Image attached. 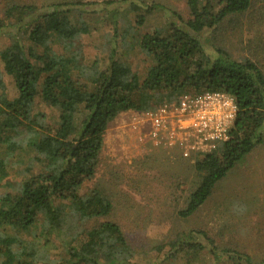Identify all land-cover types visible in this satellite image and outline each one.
<instances>
[{"label": "trees", "instance_id": "1", "mask_svg": "<svg viewBox=\"0 0 264 264\" xmlns=\"http://www.w3.org/2000/svg\"><path fill=\"white\" fill-rule=\"evenodd\" d=\"M122 4L126 8L117 10ZM186 7V17L142 0H11L0 7V185L8 187L0 194V264H174L178 256L186 264L201 256L209 264H264V259L217 246L202 229H186L138 250L109 218L115 194L92 182L109 165L102 156L104 133L120 113L153 109L184 95L228 94L236 112L226 139L213 149L174 155L170 173H180L174 182L185 194L176 203L177 218L193 214L216 184L263 143V63L235 58L220 43L218 30L223 22L253 16L250 26L263 23L264 0H186ZM155 10L168 19L140 33ZM101 12V20L111 26L110 45L103 59L85 60L77 40L89 33L86 17ZM128 50L142 56L135 70L124 59ZM36 102L56 110L53 122L34 109ZM24 147L33 155L16 167L9 159ZM156 148V154L144 155L129 170L140 175L141 169L155 167L167 156L166 148ZM108 179L114 188L119 183L118 175ZM50 250L61 254L52 257Z\"/></svg>", "mask_w": 264, "mask_h": 264}, {"label": "rangeland", "instance_id": "2", "mask_svg": "<svg viewBox=\"0 0 264 264\" xmlns=\"http://www.w3.org/2000/svg\"><path fill=\"white\" fill-rule=\"evenodd\" d=\"M10 1L0 0V7ZM33 1L42 4L64 0ZM142 1L146 4L153 2L164 5L183 17L188 14L186 0ZM93 7L94 5L90 6L91 9ZM259 7L260 5L252 6L255 10ZM125 8V4L117 6L119 11ZM103 14L101 12L86 17L89 33L77 40L85 60L103 59L107 53L110 44L107 42L106 35L111 32V26L106 21H102ZM164 15L161 10H155L151 15H147L145 22L139 28L140 33L151 30L159 21L162 23L163 20H167V16ZM253 18L254 16L251 19ZM250 20L244 22L243 18V22L242 20L236 23L223 22L218 30V38L235 58L248 56L263 63L264 66V22L257 26H250ZM204 36H208V33H204ZM124 46L128 48V44ZM54 49L57 53L62 52L59 44H55ZM124 59L129 61L132 69L135 70L140 66L142 56L137 55L136 50H128ZM4 82L9 83L11 89L9 77H4ZM34 109L44 111L45 120L49 123L56 118V110L40 102L35 103ZM128 111V115H131V112L135 110ZM126 113L127 111L120 113L114 125L104 133L102 156L109 165L104 167L103 171L101 169L92 182H100L104 188L115 194L114 209L109 218L122 226L131 245L138 250H144L153 245L155 241L164 237L171 238L180 231L202 229L214 239L219 247L237 249L249 254L254 260L264 259V141L245 155L240 164L216 184L212 194L193 214L183 219L177 218L175 210L179 204L176 206V203H181L185 194L176 189L179 186H176L174 182V180H180V173L174 176L170 172L175 169V157L181 155L180 151V155L174 150L165 151L167 156L160 157V162L155 167L148 170L140 168L143 174L139 175L134 170H129V164L136 163L148 153L156 154L157 148L138 146L134 142L128 122H125ZM32 155L33 151L24 147L16 150L9 160L16 163V167H22ZM37 169L36 166L32 172H36ZM114 174L119 176V183L115 188L108 182L110 175ZM9 175L12 178L17 177L16 172L11 171ZM127 178H130L131 182H126ZM7 190V185L2 183L0 194ZM86 226H89V223ZM48 254L56 257L61 252L50 250ZM208 262L206 257L201 256L195 264H209ZM174 264H186L185 259L178 256Z\"/></svg>", "mask_w": 264, "mask_h": 264}, {"label": "built area", "instance_id": "3", "mask_svg": "<svg viewBox=\"0 0 264 264\" xmlns=\"http://www.w3.org/2000/svg\"><path fill=\"white\" fill-rule=\"evenodd\" d=\"M236 106L228 94L204 92L181 96L177 101L163 102L156 108L133 111L129 127L142 129L139 141L145 137L155 147L176 148L182 155L207 152L217 142L226 139Z\"/></svg>", "mask_w": 264, "mask_h": 264}, {"label": "crops", "instance_id": "4", "mask_svg": "<svg viewBox=\"0 0 264 264\" xmlns=\"http://www.w3.org/2000/svg\"><path fill=\"white\" fill-rule=\"evenodd\" d=\"M129 111H127V113H126V118H127V120L125 121V122H128L129 123ZM129 125V124H128ZM142 129H143V131H145V127H143V128H141V129H139L137 132H134L132 129H131V127H130V129H129V131H130V134L132 135V137H133V139H134V142H136V144L138 145V146H149V147H152V148H156V147H154L152 144H151V142L148 140V138H144L142 141H139V139H138V137L137 136H140L141 134H143L142 133ZM166 148V147H165ZM169 150H176V152L178 151V154H179V150L178 149H176V148H166V151H169ZM180 154L182 155V153L180 152ZM179 154V155H180ZM189 156V155H188Z\"/></svg>", "mask_w": 264, "mask_h": 264}]
</instances>
